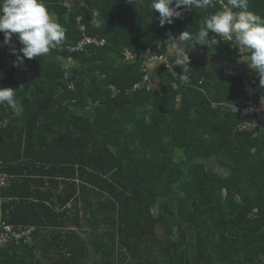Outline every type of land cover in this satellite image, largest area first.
Segmentation results:
<instances>
[{
	"label": "trees",
	"instance_id": "obj_1",
	"mask_svg": "<svg viewBox=\"0 0 264 264\" xmlns=\"http://www.w3.org/2000/svg\"><path fill=\"white\" fill-rule=\"evenodd\" d=\"M44 3L66 30L49 54L13 66L20 44L12 54L0 33V87L23 106L0 105V220L35 227L30 245L0 246V264H264V132L238 128L244 117L224 104L243 98L240 74L215 65L238 63L236 49L190 40L188 84L161 61L143 84L142 55L180 74L168 40L195 34L203 10L161 27L150 0ZM248 5L264 18V0ZM84 35L104 43L73 49Z\"/></svg>",
	"mask_w": 264,
	"mask_h": 264
},
{
	"label": "clouds",
	"instance_id": "obj_2",
	"mask_svg": "<svg viewBox=\"0 0 264 264\" xmlns=\"http://www.w3.org/2000/svg\"><path fill=\"white\" fill-rule=\"evenodd\" d=\"M150 7L152 12L159 14L161 27L181 18L183 10H203V21L195 34L184 30L178 37L168 40L175 65L182 70L180 74H174L182 84L190 82L186 42L191 40L193 44L209 49L224 38L234 40L249 53L245 61L259 77L260 84L264 83V18L249 11L248 0H227L214 12L208 11L215 7L213 0H150ZM0 33L3 34L2 43L10 46L12 54L16 55L12 38L15 37L20 44L22 56L17 55L13 66L22 64L24 58L46 56L66 39V30L53 19L44 0H0ZM0 105H7L15 116L23 112V106L16 100V90L10 87H0Z\"/></svg>",
	"mask_w": 264,
	"mask_h": 264
},
{
	"label": "built area",
	"instance_id": "obj_3",
	"mask_svg": "<svg viewBox=\"0 0 264 264\" xmlns=\"http://www.w3.org/2000/svg\"><path fill=\"white\" fill-rule=\"evenodd\" d=\"M217 3L218 5L222 6L224 4L223 0H213V4ZM80 30L83 31L84 27L80 25ZM218 39L220 40L219 36L217 35ZM222 42L230 43L233 48L236 49L237 54L242 59L245 55L244 49L234 41H229L227 38L220 40ZM84 43H94V44H103L104 40H98L94 37L84 35L82 41H80L77 47L73 49H81ZM71 49V50H73ZM122 59L125 61H134L138 56L131 52L128 48H123L121 51ZM140 57V56H139ZM142 58V66L141 70L144 73L142 78L143 84H151L152 77L151 73L146 66L147 62L152 61H161L165 64L166 68L173 74V63L170 62L169 58L162 54H150L148 56H141ZM240 84L241 90L243 93V98L240 100L238 99L235 103L232 104H224L225 107L229 108L230 111L240 114L244 117V120L238 125V128L241 130H252V129H259L260 131L264 132V91L261 92L256 97L253 93V81H252V71L251 69L243 70L240 74ZM252 116V120L246 119L247 117ZM258 132V131H257ZM6 183L5 176L0 174V187L4 186ZM34 226H14L12 224L6 223L0 220V246H6L10 243H23L26 245H30L32 243V234L34 231Z\"/></svg>",
	"mask_w": 264,
	"mask_h": 264
},
{
	"label": "rangeland",
	"instance_id": "obj_4",
	"mask_svg": "<svg viewBox=\"0 0 264 264\" xmlns=\"http://www.w3.org/2000/svg\"><path fill=\"white\" fill-rule=\"evenodd\" d=\"M213 58H212V60H213ZM194 59H196V58L194 56H192L190 61L192 62V61H194ZM198 60H199V62H203L202 56H200L198 58ZM245 60H246V56H244L242 59H240L238 64H230V63H227V62H224V63L220 62V63H218V66L217 65L216 66L217 67L226 66L227 68L228 67H231V68L234 67L235 72L241 74L243 72V70L251 69L249 67L248 63ZM205 61L208 62V59L206 58ZM15 78H17L18 80L21 81L22 74H21L20 71H16L15 72ZM182 155H183L182 150L178 151L177 154H176V159L180 158ZM205 164H206V168L209 169V170H214V171L216 170V171H218L220 173H225L224 170L220 167V165L215 163V161L213 159L206 160ZM89 234H90L89 232H85V233H82V236L83 237H88Z\"/></svg>",
	"mask_w": 264,
	"mask_h": 264
},
{
	"label": "crops",
	"instance_id": "obj_5",
	"mask_svg": "<svg viewBox=\"0 0 264 264\" xmlns=\"http://www.w3.org/2000/svg\"><path fill=\"white\" fill-rule=\"evenodd\" d=\"M194 54H195V55H197V53H194ZM202 55H203L204 57H203ZM200 56H202V58H203V61H205V59L207 58V56H205L203 53H201V54H200ZM209 60H210V58H208V62H209ZM208 62H206V63H208ZM238 63H239V62H238ZM238 63H236V64H238ZM215 65H217V66H218V63H217V62H215Z\"/></svg>",
	"mask_w": 264,
	"mask_h": 264
}]
</instances>
